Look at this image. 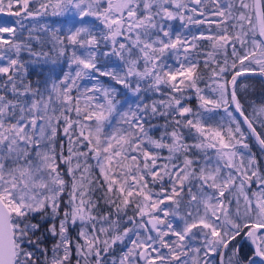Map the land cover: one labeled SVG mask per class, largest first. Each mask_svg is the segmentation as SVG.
Masks as SVG:
<instances>
[{
  "label": "snow or ice",
  "instance_id": "obj_1",
  "mask_svg": "<svg viewBox=\"0 0 264 264\" xmlns=\"http://www.w3.org/2000/svg\"><path fill=\"white\" fill-rule=\"evenodd\" d=\"M0 13V264H264V0Z\"/></svg>",
  "mask_w": 264,
  "mask_h": 264
},
{
  "label": "trees",
  "instance_id": "obj_2",
  "mask_svg": "<svg viewBox=\"0 0 264 264\" xmlns=\"http://www.w3.org/2000/svg\"><path fill=\"white\" fill-rule=\"evenodd\" d=\"M12 19L13 18L9 17L6 13H0V20H12ZM179 26H180V24L178 23V27ZM21 58L24 60H27L28 54L26 52L21 53ZM29 78L30 79L36 78L34 76V74H32L31 68H30ZM241 85H247L248 86L247 90L242 93V103H243L244 108H245V114L251 115L252 110H253V106H259L261 104H264V82L261 81L258 77H254V76L250 75V76H246V77H243L240 80H238V86H241ZM201 87H204V85L201 84ZM122 98L123 97H121V99ZM190 103L195 108L197 106L198 102L195 98H193L190 101ZM157 123H162V121H158ZM258 131H259V129H258ZM158 134H159L158 132L153 133V135H158ZM249 143H250L251 151L258 158H264V154L258 148V146L254 143V141L250 139ZM48 246L50 247V244Z\"/></svg>",
  "mask_w": 264,
  "mask_h": 264
},
{
  "label": "flooded vegetation",
  "instance_id": "obj_3",
  "mask_svg": "<svg viewBox=\"0 0 264 264\" xmlns=\"http://www.w3.org/2000/svg\"><path fill=\"white\" fill-rule=\"evenodd\" d=\"M239 239V238H238ZM250 250H249V247H248V245L246 244V243H244L243 244V248H242V252H249Z\"/></svg>",
  "mask_w": 264,
  "mask_h": 264
},
{
  "label": "water",
  "instance_id": "obj_4",
  "mask_svg": "<svg viewBox=\"0 0 264 264\" xmlns=\"http://www.w3.org/2000/svg\"><path fill=\"white\" fill-rule=\"evenodd\" d=\"M246 76H250V74H246L245 77H246ZM241 78H243V77H241ZM241 78H240V79H241ZM240 79H238V80H240ZM263 82H264V81H263ZM244 127L246 128V125H244ZM253 141H254V140H253ZM254 143H255V144L258 146V148L260 149V146L258 145V143H256L255 141H254ZM260 150H261V149H260ZM262 153L264 154V152H262Z\"/></svg>",
  "mask_w": 264,
  "mask_h": 264
},
{
  "label": "rangeland",
  "instance_id": "obj_5",
  "mask_svg": "<svg viewBox=\"0 0 264 264\" xmlns=\"http://www.w3.org/2000/svg\"><path fill=\"white\" fill-rule=\"evenodd\" d=\"M174 26H175V28H177L178 27V22H174ZM180 29V26L177 28V30H179ZM123 99V98H122ZM242 253H246V252H242ZM248 253V252H247Z\"/></svg>",
  "mask_w": 264,
  "mask_h": 264
}]
</instances>
